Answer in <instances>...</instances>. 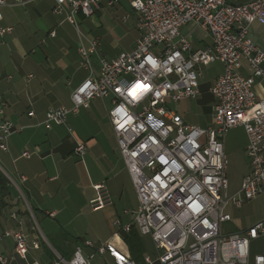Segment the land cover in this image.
Masks as SVG:
<instances>
[{"label": "built area", "instance_id": "built-area-1", "mask_svg": "<svg viewBox=\"0 0 264 264\" xmlns=\"http://www.w3.org/2000/svg\"><path fill=\"white\" fill-rule=\"evenodd\" d=\"M35 1L0 0V38L13 30L1 25V9ZM55 1L53 12L60 14L68 4L66 20L77 26L79 15L91 17L102 2L113 7L120 0ZM127 1L139 15L135 48L117 59L98 57L100 69L95 76L92 56L99 53L100 40L89 47L81 45L79 66L90 74L72 92V107L49 109L44 126H66L68 117L88 109L92 100H110L109 120L138 200L136 209L125 212L133 220L121 231L128 234L136 228L152 240L155 252L144 257L145 264H264V255L251 262L249 253L251 243L264 235V221L243 231L227 232L224 227L232 222L230 205L240 209L246 202L264 198V98L258 99L255 92L256 79H264V51L248 37L252 24H264V0L243 5L228 0ZM187 25L209 34L211 44L195 49L180 32ZM215 62L224 71L209 90L214 99L212 124L189 125L171 106L197 99L202 69ZM6 107L0 96L2 151H7L8 139L18 132L3 117ZM27 116L35 115L31 111ZM236 126H242L248 137L249 173L240 189L229 194L224 141ZM74 154L83 158L85 145L78 143ZM22 156L29 159L31 154ZM95 193L90 203L93 211L113 204L105 183L96 185ZM4 237L14 240L15 253L24 260L41 246L28 241L21 230L0 233V241ZM84 245L98 255L109 253L115 264H136L110 241ZM8 262L0 253V264ZM54 264H88V258L76 246L72 258L57 255Z\"/></svg>", "mask_w": 264, "mask_h": 264}, {"label": "crops", "instance_id": "crops-1", "mask_svg": "<svg viewBox=\"0 0 264 264\" xmlns=\"http://www.w3.org/2000/svg\"><path fill=\"white\" fill-rule=\"evenodd\" d=\"M252 1L228 0L237 5ZM55 7V0H37L1 9V25L13 30L0 38V96L7 103L3 117L18 132L8 139L7 151L0 150V167L10 180L0 174V233L21 230L28 241H38L41 246L24 260L16 255L14 240L4 237L0 253L9 264H54L57 255L70 259L76 246H81L88 264H115L109 253L98 255L84 245L85 241L95 246L110 241L136 264H145L144 257L153 255L155 249L139 231L129 236L121 231V226L133 220L125 212L136 209L138 200L108 111H104L110 100L94 99L88 110L70 115L66 126L47 129L43 124L49 109L72 107V92L90 74L79 66V47L100 40L99 53L92 56L93 72L98 76V57L117 59L135 48L139 15L127 0L113 7L102 2L93 16L79 15L75 26L66 20L68 4L60 14L53 12ZM52 31L55 37H50ZM180 32L195 49L211 44L210 35L195 25L184 26ZM248 37L264 51V24H252ZM123 40L128 46L120 48L118 43ZM215 80L206 90L200 86V96H211V111L214 99L209 90ZM255 92L258 99L264 98V79H256ZM31 111L33 118L27 116ZM78 143L86 147L83 158L74 154ZM25 152L31 154L29 159L22 156ZM101 183L107 186L113 204L93 211L90 203L95 186ZM260 198L264 200L259 197L256 202ZM262 204L242 223L236 224L227 211L235 230L264 221V201ZM249 253L250 261L264 255V235L251 243Z\"/></svg>", "mask_w": 264, "mask_h": 264}, {"label": "rangeland", "instance_id": "rangeland-1", "mask_svg": "<svg viewBox=\"0 0 264 264\" xmlns=\"http://www.w3.org/2000/svg\"><path fill=\"white\" fill-rule=\"evenodd\" d=\"M119 47L123 48L128 46V42L123 40L119 42ZM118 50V49H117ZM119 51V50H118ZM223 72V65L220 62H215L208 67L202 69V77L199 79L200 86L203 90H206L213 81ZM93 101V100H92ZM90 102V105L92 103ZM211 96L208 93H204L202 96L195 100L186 99L180 101L178 103L172 104L171 109L174 110L177 114H179L183 120L189 125H196L202 128H206L211 126L212 124V111H211ZM89 109V108H88ZM87 109V110H88ZM111 109L110 105H106L104 111H109ZM81 111H86L82 109ZM225 141H224V150L228 161V178H229V189L228 193L233 194L240 189L242 180L247 176L249 173V164L247 161L246 155V148L248 145V137L245 132V129L242 126H236L226 133ZM0 174L4 175L8 180L6 174H4L3 170L0 167ZM10 181V180H9ZM9 193H12L13 188H9ZM262 200H258V202H251L245 204L242 209H233L230 205L227 209L228 212L232 215L233 219L235 220L236 224L242 223L250 219V217L255 214V210L257 207L262 204ZM135 209V208H134ZM133 209V210H134ZM233 223L225 224L224 227L227 232H236L235 228L233 227ZM146 241L148 246L154 250V245L152 240L149 237H146ZM252 262V261H251Z\"/></svg>", "mask_w": 264, "mask_h": 264}, {"label": "trees", "instance_id": "trees-1", "mask_svg": "<svg viewBox=\"0 0 264 264\" xmlns=\"http://www.w3.org/2000/svg\"><path fill=\"white\" fill-rule=\"evenodd\" d=\"M135 230H136V228H133L132 231H131L130 233H128V234H124V235L129 236V235H131ZM127 239H128V238H126V240H127Z\"/></svg>", "mask_w": 264, "mask_h": 264}]
</instances>
